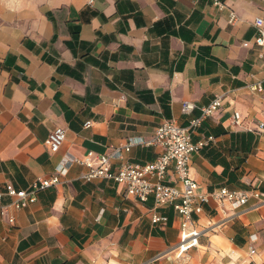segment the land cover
Listing matches in <instances>:
<instances>
[{
    "label": "crops",
    "instance_id": "1",
    "mask_svg": "<svg viewBox=\"0 0 264 264\" xmlns=\"http://www.w3.org/2000/svg\"><path fill=\"white\" fill-rule=\"evenodd\" d=\"M14 2L0 7V207L9 205L0 208V264H142L176 245L172 206L142 202L114 180L87 182L74 159L120 151L114 167L152 161L162 148L145 142L160 124L187 126L218 96L222 107L193 133L194 142L214 137L193 155L199 192H264V91L252 89L264 81V0ZM186 101L197 105L192 114ZM59 126L67 137L54 153L48 140ZM61 165L59 184L11 205L8 184L29 190ZM168 181L181 184L174 168ZM156 211L169 222L154 223ZM222 219L214 201L196 215L204 231L184 264H264V198Z\"/></svg>",
    "mask_w": 264,
    "mask_h": 264
},
{
    "label": "built area",
    "instance_id": "2",
    "mask_svg": "<svg viewBox=\"0 0 264 264\" xmlns=\"http://www.w3.org/2000/svg\"><path fill=\"white\" fill-rule=\"evenodd\" d=\"M222 5L221 1H217ZM236 18L233 13L232 20ZM258 26V36L256 43L264 45V18L256 19ZM249 45V42L245 43ZM257 92L264 91V81H259L252 86ZM223 105V98L216 97L209 105L202 107L200 115H192L187 126L180 125L175 119H167L160 124L156 130L155 136L145 142L147 145H158L162 152L152 161L126 162L119 167L113 166V159L121 157L120 151L110 154H97L95 151H89L82 159H74L87 166L88 170L82 175V179L91 182L97 179L114 180L126 186L127 192L140 199L142 202L154 200L157 207L172 206L181 218V238L180 241L159 252L152 259L142 264H161L167 260L175 264H184L191 261L190 249L198 244L199 236L204 230L198 229L196 215L204 212L205 206L214 201L217 204L218 211L223 215L221 224L226 223L237 215L240 208L248 204L252 197L264 198V192L250 191L245 189H231L227 186L210 192H199L200 184L192 176L191 165L194 153L203 149L210 143L214 137L203 139L198 142L193 141V133L211 115H214ZM197 105L193 101H186L183 109L186 113L192 114ZM234 124L241 122V113L234 115ZM91 125V121L87 122ZM264 128V123L260 124ZM67 137L65 127L59 126L51 131L49 136V147L52 152H58L64 144ZM135 144L133 138L129 140L125 148L131 149ZM174 168L180 185L168 181L171 169ZM65 165L59 167V174L51 177H39L32 184L29 190H17L13 184L7 185L6 193L17 197L11 204L16 208L28 206L38 199V192L48 187L55 186L61 182L60 174L66 172ZM4 192H1L3 194ZM2 213L8 212V206L0 207ZM152 220L154 223L167 224L169 217L154 212ZM14 222L15 218L11 217ZM251 252L256 249L252 246Z\"/></svg>",
    "mask_w": 264,
    "mask_h": 264
},
{
    "label": "rangeland",
    "instance_id": "3",
    "mask_svg": "<svg viewBox=\"0 0 264 264\" xmlns=\"http://www.w3.org/2000/svg\"><path fill=\"white\" fill-rule=\"evenodd\" d=\"M15 5H17V8L19 7V3L21 0H14ZM13 5V4H12ZM6 6H8L7 4V0H0V7H4L6 9ZM14 7V6H13ZM7 10V9H6ZM17 10V9H16ZM14 13V12H13Z\"/></svg>",
    "mask_w": 264,
    "mask_h": 264
},
{
    "label": "trees",
    "instance_id": "4",
    "mask_svg": "<svg viewBox=\"0 0 264 264\" xmlns=\"http://www.w3.org/2000/svg\"><path fill=\"white\" fill-rule=\"evenodd\" d=\"M86 15H87V12L84 11V12L82 13V16H83L84 20H85V19L87 20Z\"/></svg>",
    "mask_w": 264,
    "mask_h": 264
}]
</instances>
